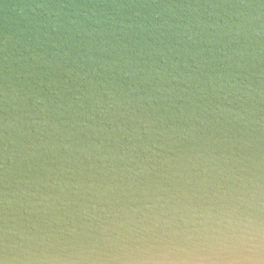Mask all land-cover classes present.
<instances>
[{"label": "water", "instance_id": "1", "mask_svg": "<svg viewBox=\"0 0 264 264\" xmlns=\"http://www.w3.org/2000/svg\"><path fill=\"white\" fill-rule=\"evenodd\" d=\"M262 185L264 0H0V242L238 227Z\"/></svg>", "mask_w": 264, "mask_h": 264}, {"label": "clouds", "instance_id": "2", "mask_svg": "<svg viewBox=\"0 0 264 264\" xmlns=\"http://www.w3.org/2000/svg\"><path fill=\"white\" fill-rule=\"evenodd\" d=\"M198 194L177 192L176 196L185 195L191 200ZM217 197L227 201L229 189L211 193L213 201ZM200 207L206 210L205 216H215L214 203L202 202ZM227 208L225 203L222 210ZM228 215L241 217L238 227L212 223L204 227H170L171 221L161 225L158 215L154 226L144 224L121 231L122 221H116V229L107 223L93 224L90 231L72 229L71 239L55 233L43 239L22 233L21 241L9 244L5 235L0 242V264H264V218L243 215L235 206Z\"/></svg>", "mask_w": 264, "mask_h": 264}]
</instances>
